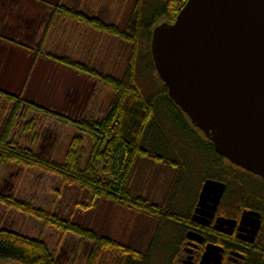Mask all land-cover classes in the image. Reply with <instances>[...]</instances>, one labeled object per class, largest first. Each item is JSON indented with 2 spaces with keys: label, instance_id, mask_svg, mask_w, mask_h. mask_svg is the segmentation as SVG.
I'll return each instance as SVG.
<instances>
[{
  "label": "rangeland",
  "instance_id": "374dc122",
  "mask_svg": "<svg viewBox=\"0 0 264 264\" xmlns=\"http://www.w3.org/2000/svg\"><path fill=\"white\" fill-rule=\"evenodd\" d=\"M135 1L128 0L129 15L126 19H121L122 29L124 24L126 26L130 23ZM165 1L140 0L143 25L148 27L156 9L160 8L159 4ZM164 21V17L156 18L150 25L151 32ZM137 39L134 83L144 98L154 99L160 95L161 82L150 59L151 40L145 34H139ZM94 40L98 62L89 66L103 75L122 79L130 64L131 43H125L120 37H110L107 34L97 36ZM49 72L47 75L45 73L41 84L37 82L42 89L36 91L38 96L33 100L70 119H101L116 98V92L112 88L92 76L75 70L79 76L64 75V78L59 80L61 73L57 69ZM50 75L52 76L49 77ZM67 86L70 89V94H66L67 104L60 107L58 94ZM71 93L80 94L81 105L78 109L70 106L74 102V95L71 96ZM159 101L164 103L156 106L154 123L148 129L146 139L147 142L157 139L159 143L174 144L175 149L170 151L169 157L174 159L173 163L178 167L172 168L166 161L153 164L149 160L150 157L146 160L137 159L128 189L133 198L141 197L147 203L156 205L161 214L170 213L176 218L188 211L204 177L209 174L203 170L205 167L200 154L190 147L194 143L202 144L205 138L203 132L191 123L184 112L175 110L174 113L166 100ZM11 106L12 103L0 96V133ZM56 108L71 111L67 114ZM75 110L77 111L74 113ZM29 119H34L37 125L39 154L62 161L71 137L77 133L76 129L51 115L28 111L16 121L12 131V138L22 148L30 146L24 134L19 131V126ZM87 143L88 139L84 137L85 147ZM0 192L91 229L98 237L107 238L123 248L138 252L144 257L145 264H162L180 234L174 221L159 214L153 216L145 210H137L121 202L99 199L93 205L87 206L90 198L88 190L77 185H68L58 176L39 169L1 166ZM0 227L43 240L58 264H122L123 258H120L119 250L102 248L99 243L63 233L33 217L6 210L2 205ZM0 264L18 263L5 261Z\"/></svg>",
  "mask_w": 264,
  "mask_h": 264
},
{
  "label": "trees",
  "instance_id": "16d2710c",
  "mask_svg": "<svg viewBox=\"0 0 264 264\" xmlns=\"http://www.w3.org/2000/svg\"><path fill=\"white\" fill-rule=\"evenodd\" d=\"M186 2L187 0H166L159 4L160 8L156 9L155 16L146 27L143 25L140 16L139 0L130 18V23L125 29H120L114 24L105 23L97 18L83 16L81 13L64 7V13L76 20L131 43L132 56L127 72L122 79H117L103 75L89 66L70 59L47 54L48 58L80 73L92 76L97 81L112 88L116 92V98L101 119L74 120L35 102L23 100L21 97L0 90V96L12 103L0 133V167L14 165L28 169H39L56 175L68 185H77L88 190L90 198L87 206L93 205L96 200L106 199L121 202L137 210H145L153 216L159 214L162 217L175 218L170 213L161 214L156 205L147 203L141 197L133 198L128 189V183L137 159L148 156L142 150V143L146 138L148 129L154 123L156 106L164 103L159 100H166L172 106L170 110L174 113L175 110L183 113L169 98L167 87L160 78V95L154 99L152 97L144 98L135 85L137 36L145 34L151 40L150 25L156 18L164 17V22L172 24ZM149 54L153 70L156 71L151 54V43ZM28 111L51 115L76 129L77 133L71 137L62 161L39 154L37 149L39 147V135L34 119L26 120L19 126V131L24 134L30 148L20 147L12 138L16 121ZM84 137L88 139L86 147L84 146ZM0 205L6 210H14L33 217L63 233L99 243L102 248L116 249L122 254H136L135 251L126 247L123 248L107 238L98 237L91 229L47 213L25 201L17 200L12 195L0 192ZM5 261H14L18 264H58L43 240L33 239L0 227V263Z\"/></svg>",
  "mask_w": 264,
  "mask_h": 264
},
{
  "label": "water",
  "instance_id": "95a60500",
  "mask_svg": "<svg viewBox=\"0 0 264 264\" xmlns=\"http://www.w3.org/2000/svg\"><path fill=\"white\" fill-rule=\"evenodd\" d=\"M151 54L169 98L232 163L264 177V0H187L156 26ZM224 184L207 180L202 205Z\"/></svg>",
  "mask_w": 264,
  "mask_h": 264
},
{
  "label": "flooded vegetation",
  "instance_id": "af4514ba",
  "mask_svg": "<svg viewBox=\"0 0 264 264\" xmlns=\"http://www.w3.org/2000/svg\"><path fill=\"white\" fill-rule=\"evenodd\" d=\"M204 138L202 144L194 143L190 147L200 154L203 170L209 174L188 211L167 218L177 224L180 234L162 264H264V177L218 154L213 143L205 135ZM174 149L172 143H159L157 139L147 142L145 138L142 150L148 156L138 159L150 157L153 164L166 161L176 168L174 159L169 157ZM207 180L225 186L216 205L211 195L199 205ZM120 258L122 264H145L138 252L121 253Z\"/></svg>",
  "mask_w": 264,
  "mask_h": 264
},
{
  "label": "crops",
  "instance_id": "0c3cea01",
  "mask_svg": "<svg viewBox=\"0 0 264 264\" xmlns=\"http://www.w3.org/2000/svg\"><path fill=\"white\" fill-rule=\"evenodd\" d=\"M137 3L138 0L135 1L132 14ZM64 7L121 29V19L129 15L128 0H0L1 91L35 102L33 99H37L36 91L42 89L40 82L45 79V73L47 75L50 70L57 69L61 73L59 80L64 75H78L75 70L48 58L47 54L86 66H94L98 62L94 39L107 33L65 14ZM127 25L124 24L123 29ZM69 91L67 86L59 91L60 94L57 93L60 107L66 106V94H70ZM74 94L71 93V96ZM72 100L74 102L70 106L78 109L81 105L80 94L74 95ZM56 109L67 114L71 111Z\"/></svg>",
  "mask_w": 264,
  "mask_h": 264
}]
</instances>
